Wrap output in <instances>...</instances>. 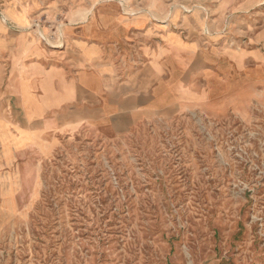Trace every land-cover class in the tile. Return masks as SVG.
<instances>
[{"label":"rangeland","instance_id":"obj_1","mask_svg":"<svg viewBox=\"0 0 264 264\" xmlns=\"http://www.w3.org/2000/svg\"><path fill=\"white\" fill-rule=\"evenodd\" d=\"M86 1L32 24L7 11L73 57L66 30L114 4L136 53L103 64L117 110H53L31 127L36 156L0 174V264H264V0ZM6 107L26 128L44 114Z\"/></svg>","mask_w":264,"mask_h":264},{"label":"crops","instance_id":"obj_2","mask_svg":"<svg viewBox=\"0 0 264 264\" xmlns=\"http://www.w3.org/2000/svg\"><path fill=\"white\" fill-rule=\"evenodd\" d=\"M53 1L0 0V59L6 58L10 63V71L0 70V111L7 109V101L12 110L21 106L25 113L24 106L29 104L32 110L44 111L41 117L34 116L32 120H28L25 113V121L30 128L0 117L13 135L5 143L0 139V174L9 172L8 169H14L16 174L22 167L19 164L21 160L36 156L38 134L31 127L37 125L38 120L46 125L44 119L53 110L69 109L71 105L80 108L86 105L87 98L100 100L101 103L106 101L104 109L117 110V92L114 98L105 100V96L111 93L107 86L110 84L111 68L103 64L108 59L129 57L136 53L128 42L133 29L128 28L127 23L121 19L114 4L97 6L91 10L93 18L77 23L78 27L74 31L66 30L65 36L76 52L73 57L52 52L39 40L35 30H31L32 27L20 26L17 19L7 17V11L13 9L15 12L10 14H21L24 16L21 21L29 19L32 24L35 17L47 14ZM91 1L87 0L85 5L96 6L98 1ZM165 45L168 48L176 47L177 38L173 37ZM138 51L145 57V52L137 50V54ZM153 56L165 58L163 53ZM72 58H76L80 64L77 70H72ZM120 106L122 108V104ZM16 128L29 132V138L19 139L21 137L17 136Z\"/></svg>","mask_w":264,"mask_h":264}]
</instances>
